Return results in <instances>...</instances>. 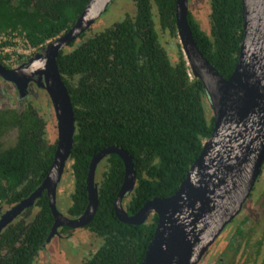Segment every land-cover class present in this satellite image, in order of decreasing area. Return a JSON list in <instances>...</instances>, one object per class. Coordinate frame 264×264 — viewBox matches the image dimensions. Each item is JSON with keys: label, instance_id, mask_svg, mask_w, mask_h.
<instances>
[{"label": "trees", "instance_id": "trees-1", "mask_svg": "<svg viewBox=\"0 0 264 264\" xmlns=\"http://www.w3.org/2000/svg\"><path fill=\"white\" fill-rule=\"evenodd\" d=\"M89 1L0 0V35L9 38L2 44H10L19 34L37 51L70 29ZM207 2L208 21L190 10L189 22L201 51L228 78L244 36L242 0ZM176 10L177 0H119L113 8L115 17L97 24L103 14L60 53L58 67L76 123L65 168L74 189L65 199L57 190V205L67 217L77 219L85 213L90 165L103 149L117 146L133 159L136 182L123 207L135 215L149 200L178 191L212 135L214 113L203 81L185 59ZM122 13L124 18L112 24ZM15 129L18 135L9 143L6 137ZM56 146L35 110L22 116L0 111V209L14 207L40 187ZM125 175L124 159L117 153L98 163V208L81 228L94 248L83 252L80 264H142L158 215H149L141 224L119 219L115 201ZM54 223L45 191L0 232V264H39ZM69 230L73 229L58 228L63 233Z\"/></svg>", "mask_w": 264, "mask_h": 264}, {"label": "water", "instance_id": "water-1", "mask_svg": "<svg viewBox=\"0 0 264 264\" xmlns=\"http://www.w3.org/2000/svg\"><path fill=\"white\" fill-rule=\"evenodd\" d=\"M115 0H90L75 24L48 41L27 61L7 68L0 62V75L27 88L36 83L52 98L58 119V140L50 171L30 197L4 216L0 232L47 191L55 217L47 241L58 228L85 227L98 204L95 174L98 163L117 153L125 162L124 183L115 201L121 221L141 224L158 215V225L142 264H198L211 244L242 210L264 162V0H242L244 36L238 62L230 77L217 70L201 51L189 22V0H177L179 41L185 59L203 81L214 113V130L191 166L178 191L165 198H153L135 215L123 207L132 192L136 171L131 155L111 146L92 159L87 179L89 205L85 213L71 219L57 205V190L75 142V112L68 88L58 67L60 53L105 14Z\"/></svg>", "mask_w": 264, "mask_h": 264}, {"label": "flooded vegetation", "instance_id": "flooded-vegetation-1", "mask_svg": "<svg viewBox=\"0 0 264 264\" xmlns=\"http://www.w3.org/2000/svg\"><path fill=\"white\" fill-rule=\"evenodd\" d=\"M28 58L21 63L27 61ZM0 62L2 63L1 60ZM3 65L7 68L13 67ZM30 109L35 110L37 116L43 119L50 137L54 135V138L58 140V119L49 92L36 83H30L25 88L0 75V111H15L22 116ZM17 135L18 129H15L6 139H10L9 143L13 142ZM10 209L4 210L3 207L0 209V222ZM76 230H69L66 233L58 231L50 238L39 254V264H59L62 261L69 264L77 257L81 238L76 236ZM224 230H227L226 234ZM224 230L211 244L198 264L261 263L264 256V162L242 210ZM83 234L85 235V233L81 235ZM259 248L262 250L260 254L257 252Z\"/></svg>", "mask_w": 264, "mask_h": 264}, {"label": "rangeland", "instance_id": "rangeland-1", "mask_svg": "<svg viewBox=\"0 0 264 264\" xmlns=\"http://www.w3.org/2000/svg\"><path fill=\"white\" fill-rule=\"evenodd\" d=\"M119 3V0H115L113 4L109 7L108 11L97 21V24L101 23L102 20H106L107 16L115 17L117 13L113 12V8L115 5ZM190 10L193 12L195 17L201 18L205 21L207 20L208 13H209V8H208V2L207 0H190ZM124 18V14L122 13L121 18H114L113 22L122 20ZM103 26V25H102ZM109 27V26H108ZM106 28V27H105ZM9 38L6 36H1L0 35V56L3 58L2 63L7 65V66H18L20 63L25 60L26 58L32 56L34 52L36 51L35 48L29 46V43L25 40V38L19 34H15L14 38L10 39V44L3 45L6 40ZM8 141L10 140L9 138L7 139ZM74 189V181L73 178L70 174V170L66 169L63 178L61 181V184L58 188V195L59 198L65 199L66 197L69 196V194L73 191ZM228 230L230 228L228 227ZM225 231V230H224ZM227 230L224 232L226 234ZM84 233L82 229L76 230V236L81 238L80 242L81 245L78 246L79 252L78 256L75 257L73 260L69 262V264H80L81 258H84V254H88L87 250L93 249L94 247H91L92 243V238H87L86 235H81ZM81 257V258H79ZM59 264H68L59 262Z\"/></svg>", "mask_w": 264, "mask_h": 264}]
</instances>
